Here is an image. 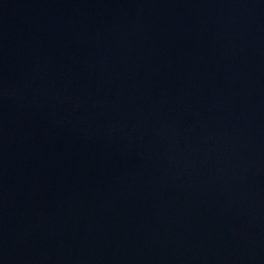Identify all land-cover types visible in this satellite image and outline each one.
I'll return each mask as SVG.
<instances>
[{
    "label": "water",
    "instance_id": "obj_1",
    "mask_svg": "<svg viewBox=\"0 0 264 264\" xmlns=\"http://www.w3.org/2000/svg\"><path fill=\"white\" fill-rule=\"evenodd\" d=\"M0 264H264V0H0Z\"/></svg>",
    "mask_w": 264,
    "mask_h": 264
}]
</instances>
